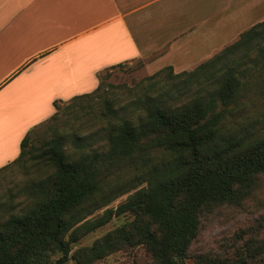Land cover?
I'll return each mask as SVG.
<instances>
[{
	"label": "trees",
	"instance_id": "trees-1",
	"mask_svg": "<svg viewBox=\"0 0 264 264\" xmlns=\"http://www.w3.org/2000/svg\"><path fill=\"white\" fill-rule=\"evenodd\" d=\"M258 65L264 21L192 71L165 67V79L155 73L125 100L108 97L100 82L65 107L54 102L42 130L29 131L18 157L0 169L14 165L26 175L0 197V264H94L134 247L144 249L145 264H264V119L225 123L248 102V73ZM94 105L89 133L57 128L71 123L62 113L75 120L77 109ZM119 171L134 176L119 180ZM223 207L251 213L252 225L226 250L190 255L201 221ZM123 216L130 220L76 247Z\"/></svg>",
	"mask_w": 264,
	"mask_h": 264
},
{
	"label": "crops",
	"instance_id": "crops-1",
	"mask_svg": "<svg viewBox=\"0 0 264 264\" xmlns=\"http://www.w3.org/2000/svg\"><path fill=\"white\" fill-rule=\"evenodd\" d=\"M264 0H0V169L103 70L192 71L264 21Z\"/></svg>",
	"mask_w": 264,
	"mask_h": 264
},
{
	"label": "rangeland",
	"instance_id": "rangeland-1",
	"mask_svg": "<svg viewBox=\"0 0 264 264\" xmlns=\"http://www.w3.org/2000/svg\"><path fill=\"white\" fill-rule=\"evenodd\" d=\"M261 12L264 13V6L261 9ZM158 72L161 73L162 78L164 77L163 79H165V76L168 73L165 68L160 70L148 69L146 68V63L144 61L137 60L107 68L100 72L96 76V79L97 85L101 82L103 85L102 89L107 93L108 97L115 96L121 100H125L128 94H133L137 92L142 85L148 84V79ZM248 76L251 77L249 81V89H246L243 92L245 95L244 99L248 102L244 103L240 107H237L232 116L225 122L227 126L232 128L250 125L256 119H264V68H262L261 65H258L253 71L248 73ZM69 102L70 101H66L59 106L65 107L69 104ZM75 112L78 116V118L75 117V120L73 119V114L70 113V115L68 114L67 116L65 113L61 112L65 117L71 119V123L69 125H64L62 123L57 124V128L62 131V134L66 133L70 136L69 133L75 132L76 129H81L80 131L84 130L85 132L83 134L89 133L86 130L92 128V125L96 121L95 118L98 116V105H94L91 111L85 107L84 110L77 109ZM59 117L61 120L64 119L62 115ZM42 128L43 127L39 126L34 130V132L37 133L42 130ZM47 136L48 134L45 135V137ZM17 168L18 167L11 165L0 173V197L16 183L26 179L24 171ZM133 176L134 174L129 171L118 172L119 180H129L132 179ZM137 189L131 190L129 194L133 193ZM129 194L120 196L109 207H115L117 204L124 202ZM101 213L102 210L96 215H100ZM252 217L253 215L251 213L239 214L234 208L223 207L218 209L215 213L205 217L201 221L199 234L193 241L189 250L190 255H204L215 253L220 250H226L230 244V237L236 231L240 228L252 225ZM128 219L130 220V216H123L120 219L113 218L112 221L104 227L81 238L76 247L90 245L94 240L112 230L114 226L120 225V223ZM146 261L147 257L144 249L134 247L117 251L106 258L95 262L94 264H145ZM190 263L191 262L189 260L186 262V264ZM68 264L73 263L70 262Z\"/></svg>",
	"mask_w": 264,
	"mask_h": 264
}]
</instances>
